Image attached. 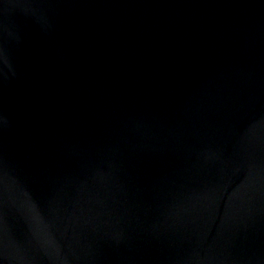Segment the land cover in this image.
Returning a JSON list of instances; mask_svg holds the SVG:
<instances>
[{"label":"water","instance_id":"95a60500","mask_svg":"<svg viewBox=\"0 0 264 264\" xmlns=\"http://www.w3.org/2000/svg\"><path fill=\"white\" fill-rule=\"evenodd\" d=\"M0 264H264V0H0Z\"/></svg>","mask_w":264,"mask_h":264}]
</instances>
